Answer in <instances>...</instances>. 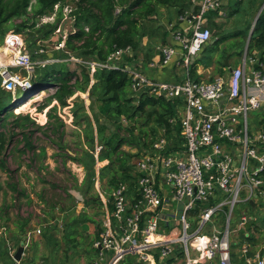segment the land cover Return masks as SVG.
Here are the masks:
<instances>
[{"label":"built area","instance_id":"built-area-1","mask_svg":"<svg viewBox=\"0 0 264 264\" xmlns=\"http://www.w3.org/2000/svg\"><path fill=\"white\" fill-rule=\"evenodd\" d=\"M229 4L230 0H191L180 26L171 33L172 42L149 63L177 67L180 79L157 82L125 67L135 90L149 86L156 95L178 101V112L170 121L180 122L182 142L170 149L168 138L158 136L136 162L135 196L121 182L108 200L104 198L92 264H264V241L255 245L246 238L233 239L252 219L243 209L233 222L238 206H264V60L247 49L242 64L227 67L213 80L198 70L200 54L213 37L208 15L216 13L215 20L226 17ZM2 45L16 52L9 63L0 54L3 86L13 90L23 81L9 68L32 72L34 60L20 33L8 32ZM130 52L131 47L117 49L106 63L91 62V67L119 68L118 62ZM252 112L259 120L251 127ZM219 213L224 219L220 226L214 220ZM6 232L7 226L1 227L0 264H21L34 233L24 234L12 246ZM22 243L24 251L17 260Z\"/></svg>","mask_w":264,"mask_h":264},{"label":"rangeland","instance_id":"rangeland-1","mask_svg":"<svg viewBox=\"0 0 264 264\" xmlns=\"http://www.w3.org/2000/svg\"><path fill=\"white\" fill-rule=\"evenodd\" d=\"M74 1L67 0L64 8L66 20L50 38H39L34 42L35 37H41V32L36 29L17 32L14 25L21 23V19H14L0 28L2 44L8 32L22 34L26 50L33 54L34 68H36L32 72L19 67L9 68L13 73L21 76L23 82L19 86L28 91L24 100L15 108V112L21 115L29 113L36 125H30L23 130L16 127V123L21 119L10 117L5 121L6 131L0 126V133L5 135L3 141L0 139V229L7 226L6 242L10 241L12 246L18 243L21 235L34 233L31 242L27 243V261L23 260L21 264H92L96 258L93 241L103 218L104 208L101 200L104 198L103 195L108 200L112 192V186L108 182V172L105 171L104 177L100 176V169L108 164L101 159L104 146L97 131L100 123L104 126L108 125L107 134L114 130L118 131L126 139L121 149L132 154L140 155L144 147L151 144L155 136L152 135L151 128L157 130L156 135L163 134L162 128L157 126L153 116L137 117L136 120L131 121L123 119L122 125L125 129L130 128L133 132L118 130L111 118L102 116L98 111L96 112L95 105L89 104L88 93L79 92L68 100V106H58L56 116L53 118H49L47 113L52 105L57 104L56 101L47 106L45 100L39 99L22 108L40 78L36 71L39 66L70 62L69 66L72 69H79L80 63L88 64V61L80 58L71 56L67 59L63 55V52L67 54L63 44L72 30L73 24L68 14ZM230 6L227 16L216 20L215 23L218 25L212 27L213 37L200 54V58H205L208 63L199 64V67L201 65L206 69L204 78L218 75L220 70L218 64L221 65L226 61L228 55L232 66L239 62L243 63L245 52L249 49L250 33L253 32L258 16L264 10L263 2L257 12L251 14L253 8L251 0H231ZM179 16L181 15L176 6H168L161 7L156 17L146 20L141 48L136 51L132 49L130 54L124 56L132 59L133 64L130 63L128 66L136 68L137 71L147 68L164 46V33H167L168 39H171V33L178 27ZM250 16L252 25L247 36L232 35L237 29L246 30ZM55 18L56 13L42 17L38 26L48 21L53 22ZM223 33L229 34V37L217 44L216 41ZM29 42L32 47L29 46ZM1 45L0 54L8 59L16 54L11 46ZM57 65L58 68L59 64ZM95 70L91 67L92 72ZM152 73L159 80L167 75V72L163 71ZM148 74L152 76L151 73ZM0 88H4L1 80ZM16 89L17 87L13 90ZM38 91L36 90L33 95L41 92ZM78 96L81 99L84 97V100L74 104L73 100ZM75 110L79 113L78 117L74 115ZM258 120L259 116L255 112L250 113L251 127ZM22 131L28 135L27 138L23 137ZM145 132L150 135L144 136ZM173 138L172 146H179L177 132ZM27 141L33 145V149L27 147ZM144 154L145 152L142 155ZM132 159V163L137 161L136 158ZM240 206L235 210L233 222L240 216L238 215ZM242 208L256 217L258 224L264 227V206L257 205L251 211ZM214 220L217 225H222L224 223L222 213L216 215ZM37 229H41L42 232L36 233ZM68 231H74L75 241L70 242L65 239L64 235ZM254 231L251 230L255 238L264 241V228L262 231ZM233 236L235 240L241 238L240 235ZM31 254H35V257L31 258Z\"/></svg>","mask_w":264,"mask_h":264},{"label":"trees","instance_id":"trees-1","mask_svg":"<svg viewBox=\"0 0 264 264\" xmlns=\"http://www.w3.org/2000/svg\"><path fill=\"white\" fill-rule=\"evenodd\" d=\"M251 2L253 5L252 14L255 11L257 12L264 1L251 0ZM66 4L67 0H0V28L11 23L14 19H21V23L14 25L17 32L36 29L41 32V37H35L34 42L39 38H50L59 25L66 20L64 18ZM56 6H58L57 9ZM168 6H176L179 15H183L190 8L191 0H75L68 14L73 25L64 43V49L67 54L63 52V55L67 59L71 56L80 58L83 61H88V64L84 62L78 63L80 65L79 69H72L69 66L70 62L47 64L44 67L39 66L36 71L40 78L35 83L36 87L32 93L36 90L41 92L38 91L39 93L36 95L31 93L32 95H29L27 98L29 100L25 102L22 108L39 99L45 100L47 106L56 101L57 104L52 105L47 113L49 118H53L56 116L58 106H68V100L79 92L88 93L87 101L89 104L95 105L97 107L96 112L98 111L102 116L111 118L118 130L125 129L124 125H122L123 119L131 121L136 120L137 117L146 116L150 118L153 116L157 126L162 128L163 134L168 138L170 142L169 148L175 149L179 147L182 142L180 137L182 132L181 124L180 122L172 123L170 121L178 112L177 100L172 101L168 100L164 95H156L149 86L135 90L132 76L125 70V67L132 61L130 57H124L118 62L119 68L96 66V70L92 72L90 64L91 62L106 63L108 57L117 49H126L128 47L135 51L140 49L145 21L156 17L161 7ZM234 11L236 10L234 9ZM54 13H56L55 21H48L38 26L42 17L51 16ZM208 16L209 26L212 29V27L218 25L215 23L216 13H210ZM180 24L181 21L179 20L178 27ZM251 25L252 19L250 16V22L246 30L237 29L230 35L232 34L236 37L247 36ZM168 37L167 33H164L163 40L165 42L163 44L171 41ZM226 37H229V34L223 33L216 41L217 44L223 42ZM2 41L3 37L0 38V45ZM29 46L32 47L30 42ZM253 51H257L261 60H264V10L258 16L250 37L249 53ZM32 58L34 57L32 56ZM198 62L207 63L203 57L198 59ZM57 64H59L58 68ZM218 65L220 66L219 74H225L227 72L225 61ZM209 79L213 80L214 77H209ZM0 80L2 81L1 76ZM52 89L54 91H51ZM26 94H28V91L26 92L21 86H18L16 90L0 88V126L5 128L3 131H6V127H4L6 125L5 121L10 117H16L17 120L20 118L21 120L16 123V127L23 130L30 125H36L35 120L29 113L21 115V113L17 114L15 112V108L24 100ZM83 98L81 99L80 96L76 97L73 100L74 104L84 100ZM74 115L75 117L79 116L77 110L74 111ZM262 123H264V118ZM108 128V125L104 126L100 123L97 129L99 139L104 146L101 159L108 160V164L100 169V176L104 177L105 171H107L109 174L108 182L112 186L111 189L123 182L128 185L129 193H132L137 181V161L132 163V158L138 160L144 152L150 151L153 142L159 135H156L157 130L155 128H151L150 131L155 136L151 144L144 147L143 153L138 155V153L132 154L122 150L121 146L126 142V139L115 130L107 134ZM125 130L130 133L133 132L130 128ZM175 132L178 135L179 146H172L171 144ZM22 134L24 138L28 137L24 131H22ZM149 135L150 133L148 132L144 133V136ZM4 136V133H0L1 141H3ZM27 147L33 149V145L28 141ZM1 165L3 166V164ZM241 206L249 209V211L256 207L249 202L241 204ZM241 206L239 207L238 215L244 209ZM251 217L250 223L242 231L240 237L248 239L252 244H260L261 241L255 238L251 230L262 231L264 227L258 224L256 217L253 215ZM21 229L24 231L23 227ZM74 235V231H68L64 236L66 240L72 242L75 241ZM23 236L24 234L20 236L18 242Z\"/></svg>","mask_w":264,"mask_h":264},{"label":"crops","instance_id":"crops-1","mask_svg":"<svg viewBox=\"0 0 264 264\" xmlns=\"http://www.w3.org/2000/svg\"><path fill=\"white\" fill-rule=\"evenodd\" d=\"M231 1V0H230ZM229 6H230V4H229ZM181 26H185V24H182ZM172 41H170V43H171ZM230 64V66H231V68H235V67H237L238 65H240V64H242V63H238L237 65H235V66H232V64L231 63H229ZM199 71H205V70H203V67L202 66H200L199 67V69H198ZM154 71V72H156V71H163V72H167V75H166V77L164 78V79H162V80H159V79H157L156 77H154L152 74V72ZM140 72L141 73H143V74H145L149 79H151V80H153V81H157V82H160V81H168V82H172V81H174V80H178V79H180V74H181V70L180 69H178L177 67H174L173 65H167V66H162V65H159V66H157V67H150V66H148L147 68H145L144 70H140ZM206 72V71H205ZM148 73H151V75L152 76H150ZM105 162H108V160H105ZM133 191H134V188H133ZM133 191H132V193H130V196L131 197H134L135 196V193H133ZM103 197L105 198V196L103 195ZM104 198H102V200H101V202H102V207L104 208ZM104 213V209L102 210V214ZM101 223V222H100ZM100 225V224H99ZM100 227V226H99ZM98 230H99V228H98ZM98 230H97V233H98ZM98 235V234H97ZM97 235H96V237H97ZM95 237V238H96ZM95 240V239H94ZM34 258L35 257V254L34 255H32L31 254V258ZM23 260H25V261H27V257L26 256H24L23 258H22V261ZM23 263V262H22ZM37 264H39V263H37Z\"/></svg>","mask_w":264,"mask_h":264},{"label":"water","instance_id":"water-1","mask_svg":"<svg viewBox=\"0 0 264 264\" xmlns=\"http://www.w3.org/2000/svg\"><path fill=\"white\" fill-rule=\"evenodd\" d=\"M262 11V9L260 10V12ZM251 35H252V33H250V37H251ZM229 55L226 57V61H225V63H226V65H227V67H230V64H229ZM44 89V88H43ZM34 93V92H33ZM32 93V94H33ZM32 94H30V95H32ZM22 104V103H21ZM23 251H24V244L22 243V244H20V246H19V248H18V250H17V252H16V254H15V259H17V260H21V256H22V253H23Z\"/></svg>","mask_w":264,"mask_h":264},{"label":"bare ground","instance_id":"bare-ground-1","mask_svg":"<svg viewBox=\"0 0 264 264\" xmlns=\"http://www.w3.org/2000/svg\"><path fill=\"white\" fill-rule=\"evenodd\" d=\"M68 23V22H67ZM1 56H3L2 57V60L4 61L5 60V62L7 63H9V61H10V59H8L5 55H3V54H1Z\"/></svg>","mask_w":264,"mask_h":264}]
</instances>
